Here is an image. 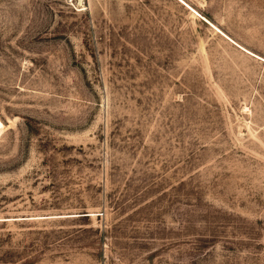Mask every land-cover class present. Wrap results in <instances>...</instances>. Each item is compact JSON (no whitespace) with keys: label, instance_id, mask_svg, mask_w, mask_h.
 I'll return each mask as SVG.
<instances>
[{"label":"rangeland","instance_id":"rangeland-1","mask_svg":"<svg viewBox=\"0 0 264 264\" xmlns=\"http://www.w3.org/2000/svg\"><path fill=\"white\" fill-rule=\"evenodd\" d=\"M0 120V264H264V0H0Z\"/></svg>","mask_w":264,"mask_h":264},{"label":"bare ground","instance_id":"bare-ground-1","mask_svg":"<svg viewBox=\"0 0 264 264\" xmlns=\"http://www.w3.org/2000/svg\"><path fill=\"white\" fill-rule=\"evenodd\" d=\"M2 125H3V124H2V122H1V120H0V128H2ZM3 128H4V127H3Z\"/></svg>","mask_w":264,"mask_h":264}]
</instances>
